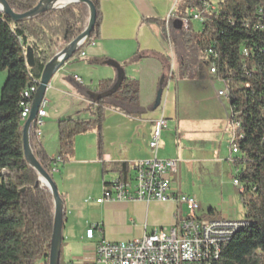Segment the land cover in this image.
Returning <instances> with one entry per match:
<instances>
[{"label": "trees", "instance_id": "trees-1", "mask_svg": "<svg viewBox=\"0 0 264 264\" xmlns=\"http://www.w3.org/2000/svg\"><path fill=\"white\" fill-rule=\"evenodd\" d=\"M90 1L97 15L88 43L100 38L103 23L102 0ZM7 2L14 13L26 14L40 0ZM206 3L212 8L206 10ZM192 10L203 18L199 32L192 30V22L188 30L176 25L185 19L190 21ZM89 17L90 10L85 4L49 11L20 23L0 11V72L7 73L0 96V264H39L40 261L49 264L54 200L25 159L22 98L34 82L40 81L55 53L85 31ZM146 22L158 24L172 43L170 32H181L180 38H175L183 47V55L177 51L180 75L188 60L186 43H193L200 55L194 72L206 75L213 65L215 76L225 84L231 119L240 123L234 137L238 153L231 160L248 225L221 247L216 264H264V0H218L216 6L211 0H178L170 16L169 30L165 21L147 19ZM28 50L33 53V67L27 63ZM168 66L169 69L170 61ZM105 93L109 95L93 103V119H63L58 123L63 164L71 160L77 136L93 129L98 131V148L103 157L101 132L107 109L128 117L143 111L136 81L125 76L120 78V84L103 80L92 96ZM36 129L35 123L29 134L31 150L54 181L57 160H51L39 146ZM114 171L120 180L132 178L126 164Z\"/></svg>", "mask_w": 264, "mask_h": 264}, {"label": "crops", "instance_id": "crops-1", "mask_svg": "<svg viewBox=\"0 0 264 264\" xmlns=\"http://www.w3.org/2000/svg\"><path fill=\"white\" fill-rule=\"evenodd\" d=\"M176 2L102 0L103 23L96 46L85 48L84 58L67 62L51 80L45 96L48 117L37 139L51 160H57L63 152L58 123L63 119H93L92 93L97 92L103 80L118 82L121 73L107 62L118 63L123 75L137 82L143 110L128 117L107 109L101 132L103 157L98 148V131L93 129L77 136L71 160L58 166L54 182L65 211L61 264L63 259L65 264L91 263L99 238L109 243L129 242L160 229H169L187 216L181 203L173 200L96 203L118 178L115 168L126 164L132 176L136 162L157 157L177 159L179 168L181 159L195 161L207 175L215 173L213 166L218 168L219 174L220 170L221 174L226 170V161L230 158L223 145L231 143L232 108L224 98L218 97L221 90H216L214 78L217 77L208 70L206 75L194 73L192 77L181 79L177 51L183 55V47L179 41L175 42L181 32H170L172 43L158 24L146 22L147 19L164 22ZM83 61L87 62L78 64ZM169 61L170 65L174 64L172 74L168 69ZM75 77L82 84L77 83ZM159 92L162 97L158 104ZM160 117L167 119V128L156 155L150 149V141ZM234 172L235 175L236 170ZM173 187L181 193L182 187L176 185V178ZM89 199L91 201L87 202ZM234 204L233 196L223 201L220 219H240ZM92 226H97L98 230L95 239L89 240L86 233Z\"/></svg>", "mask_w": 264, "mask_h": 264}, {"label": "built area", "instance_id": "built-area-1", "mask_svg": "<svg viewBox=\"0 0 264 264\" xmlns=\"http://www.w3.org/2000/svg\"><path fill=\"white\" fill-rule=\"evenodd\" d=\"M206 10L212 8L210 4H204ZM214 9V8H213ZM192 19L182 21V28L189 29V22H203L200 13L191 11ZM170 15L165 20L166 28L169 30ZM96 46V42L88 43L87 47ZM85 48L76 54L72 60L84 58ZM174 71V64L170 65V73ZM216 68L210 67V74L216 75ZM75 81H82L75 77ZM40 81L27 90V96H23L24 114L22 121L26 122L31 114L33 99L38 91ZM219 98H228L227 89L218 92ZM46 99L42 101L36 123V136H40V127L44 119L48 117ZM233 129L240 127L237 120H232ZM167 128V119L160 117L155 123V130L150 141V149L157 155L163 131ZM232 154L238 153V147L233 137L231 140ZM62 163L57 159L54 174L58 173V166ZM179 160H161L155 157L150 160L136 162L133 167L131 179L126 181L117 178L103 192L102 197L96 203L103 204L109 201H143V202H167L173 200L184 203L187 206V216L171 228L160 229L152 234L129 242L109 243L99 238L94 258L87 264H207L213 256L219 254V250L227 240V232L232 231L238 223H247L244 219L222 218L203 221L198 218L197 213L201 210L198 203L191 197L180 196L174 189L176 174L178 173ZM43 187L45 183L40 182ZM236 186V180L233 181ZM91 201L90 199L87 201ZM97 226L87 230L86 236L89 240L96 237Z\"/></svg>", "mask_w": 264, "mask_h": 264}, {"label": "water", "instance_id": "water-1", "mask_svg": "<svg viewBox=\"0 0 264 264\" xmlns=\"http://www.w3.org/2000/svg\"><path fill=\"white\" fill-rule=\"evenodd\" d=\"M64 0H40L37 6L26 14H16L11 9L7 0H0V11L5 15L9 16L14 22L20 23L25 22L35 17L49 12L62 10L74 4H85L88 6L90 10V17L88 26L85 31L79 35L75 40H73L70 44H68L63 50L56 53L45 66L43 73L41 75L40 84L38 91L33 99L31 114L27 121L23 126V147L25 159L29 166L35 170L39 176V181H43L45 186L50 191L53 200H54V228L51 240V248L49 253V264H60L61 260V249H62V240H63V222H64V206L63 200L58 192L57 186L53 179L43 170L39 162L37 161L35 155L33 154L30 146V130L35 125V121L38 116V111L42 104V101L45 99L46 92L51 83L53 77L58 73V71L69 61L73 59V57L87 44L91 38L92 32L95 28L96 22V9L94 4L90 0H71L67 5H59ZM179 29L182 28V23L176 24ZM27 63L28 66H34V57L31 50L27 51ZM109 65L116 67L121 76L123 75V70L118 63L115 62H107ZM120 78L118 80V84H120ZM109 95V93L96 95L94 97V101L105 98ZM162 92H159L157 103L159 104L161 101Z\"/></svg>", "mask_w": 264, "mask_h": 264}, {"label": "rangeland", "instance_id": "rangeland-1", "mask_svg": "<svg viewBox=\"0 0 264 264\" xmlns=\"http://www.w3.org/2000/svg\"><path fill=\"white\" fill-rule=\"evenodd\" d=\"M212 3L216 6L218 0H211ZM178 2V0H177ZM176 2V4H177ZM176 7V5H175ZM174 7V9H175ZM173 9V11H174ZM171 16V15H170ZM192 30L195 32H199L202 29V23L199 21H193L191 23ZM186 50L188 53V60L183 67L181 75V79L192 77L195 73L194 70L199 65L198 59L200 58L199 52L195 49L193 43H186ZM60 52V51H58ZM57 52V53H58ZM56 54V53H55ZM89 61V60H87ZM87 61H83L78 64H85ZM210 72V69H209ZM77 72H74L76 74ZM80 75L79 73H77ZM2 79L0 80V96L1 90L5 83L7 73L0 72ZM178 77V76H177ZM215 79L216 90H225V84L217 78ZM227 106L229 104L228 98H224ZM231 124V137L230 140H234V137L238 135V129L234 130L233 125ZM223 147L225 148L226 154L228 155V159L226 161V170L224 174L222 170L216 171L218 168L213 166V171L215 173L211 175H207L205 171L200 169V164L195 161H186L185 159H181L179 172L176 175V185L181 186L180 196L183 197H191L193 198L198 205L201 207V210L197 213L198 218L203 221H210L214 219H220L221 208L223 201L227 200L229 196H233L235 198L234 208L238 211V218L242 219L245 216V210L240 201V190L239 188H235L233 185L234 180V166L232 165V158L236 157V154H232L231 143L228 144L225 142ZM239 192V193H238ZM181 209L188 214L187 206L184 203H181ZM213 210L214 213H210ZM62 264H65V260H62Z\"/></svg>", "mask_w": 264, "mask_h": 264}, {"label": "bare ground", "instance_id": "bare-ground-1", "mask_svg": "<svg viewBox=\"0 0 264 264\" xmlns=\"http://www.w3.org/2000/svg\"><path fill=\"white\" fill-rule=\"evenodd\" d=\"M70 1H71V0H64V1H62L59 5H67V4H69ZM28 90H29V89H28ZM25 96H27V91L25 92ZM22 114H24V104H23V112H22ZM233 141H234V140H233ZM236 185H237V186H240L237 180H236ZM247 225H248L247 223H238V226H237V227H235L234 229H232V231L227 232V240L224 241V244H225L226 242H228L229 240H231V239L235 236V234H236L237 232H239L241 229L245 228ZM220 254H221V250H219V254L213 256V258L210 259V260H209V263H207V264H216L217 261H218L219 258H220Z\"/></svg>", "mask_w": 264, "mask_h": 264}, {"label": "clouds", "instance_id": "clouds-1", "mask_svg": "<svg viewBox=\"0 0 264 264\" xmlns=\"http://www.w3.org/2000/svg\"><path fill=\"white\" fill-rule=\"evenodd\" d=\"M24 124H25V122H24Z\"/></svg>", "mask_w": 264, "mask_h": 264}]
</instances>
